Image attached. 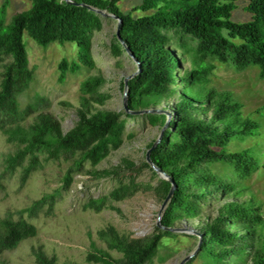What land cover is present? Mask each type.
<instances>
[{
    "label": "trees",
    "instance_id": "obj_1",
    "mask_svg": "<svg viewBox=\"0 0 264 264\" xmlns=\"http://www.w3.org/2000/svg\"><path fill=\"white\" fill-rule=\"evenodd\" d=\"M114 14L120 19L119 34L126 49L139 63V72L128 81V107L144 110L161 104L162 100L176 98L170 109L172 118L162 141L152 151L150 160L167 173L176 186L161 219L164 227H175L179 220L199 218L204 204L214 196L222 195L226 203L218 216L200 227L203 242L199 251L206 258L205 264H229V258L248 256L251 264H264V214L254 199L239 201L243 181L264 170V153L254 149L230 152L232 142H245L260 134V124L245 116L243 105L230 92L217 93L208 88L212 63L232 65L237 72L252 67L260 69L264 80V0H144L138 7L142 15L135 17L124 13L122 0H72ZM248 2L246 12L252 19L246 23L232 21L237 3ZM104 18L85 7L65 0H33L32 7L15 15L8 26L0 19V61L4 65L0 90V129L8 136L9 143L23 145L10 157L12 170L29 165L25 179L41 167L40 153L47 154L46 161L58 160L84 152L83 162L97 166L113 151L124 144L126 112L96 110L94 104L104 105L106 97L98 93L102 77H91L81 87L83 97L77 110L78 121L64 133L60 121L50 114L41 113L27 127L24 123L37 111L44 99L22 109L19 97L30 87L33 72L24 41L28 34L39 46L53 43H75L79 48V61L71 64L64 59L60 65L61 80L68 73L77 74L85 66L96 67L91 56L92 35L102 31ZM179 35L178 42L170 32ZM182 50L184 57L192 56L193 70L180 76L182 64L172 46ZM114 54L126 53L121 43L114 39ZM184 84V90L179 87ZM124 88V82L122 83ZM260 111L264 112V108ZM151 126L163 128L167 116L150 114ZM156 141V140H155ZM153 141L148 145L150 149ZM82 164V162H81ZM222 164L232 175H220L212 166ZM127 170L140 172L149 169L145 161L140 167L124 160ZM122 167L103 171L102 176H119ZM75 169L71 166L64 178V189L73 183ZM135 177L116 188L109 196L91 199L86 210L104 211L113 202H121L142 191L143 185ZM153 189L164 201L171 189L167 181H160ZM234 200H228V199ZM56 203L55 195L45 196L22 213L35 217L48 206L50 212ZM37 228L26 218L15 219L7 215L0 220V255L13 251L29 239L37 237ZM100 238L108 248L123 254L120 261L110 254L90 253L87 261L94 264H148L156 257L163 238L175 234L156 227L148 240L121 236L111 227L101 231ZM38 264H55L43 250H34ZM243 261V260H242ZM191 264V263H189Z\"/></svg>",
    "mask_w": 264,
    "mask_h": 264
},
{
    "label": "rangeland",
    "instance_id": "obj_2",
    "mask_svg": "<svg viewBox=\"0 0 264 264\" xmlns=\"http://www.w3.org/2000/svg\"><path fill=\"white\" fill-rule=\"evenodd\" d=\"M144 0H122L121 10L135 17L142 15L138 7ZM248 2L237 3V9L232 14V21L246 23L251 21L252 15L246 12ZM33 0H0V19L4 26L10 25L15 15L29 10ZM102 31H95L92 35L91 56L96 67L89 69L82 66L77 74L68 73L65 80H61L60 63L67 59L71 64L79 61V48L75 43H53L48 47L39 46L28 34H25L30 69L33 81L30 87L19 97L21 108L44 99L37 111L24 123L32 125L41 113L50 114L62 123L64 133L69 132L77 123V110L81 107L83 93L82 84L91 77H102L103 82L98 93L106 97L105 104H94L96 110H110L125 112L123 107L122 83L126 76L136 72L134 61L125 53L123 56L114 54L112 43L116 38L117 21L104 18ZM178 42L179 35L173 31L169 33ZM172 46L174 53L182 64L180 76L186 71L193 70L192 56L184 57L182 50ZM8 62L0 61V90L3 79L4 65ZM214 65L209 75L208 88L217 93L230 92L243 105L245 116L257 121L260 134L248 138L245 142L235 141L229 146L230 152L254 149L264 153V80L260 76V69L252 67L244 72H237L232 65L219 62H208ZM184 90V84L179 91ZM176 98L162 100L158 106L148 109L167 110L165 105H172ZM170 113L172 112L168 109ZM147 115H122L126 121L124 144L118 151H113L97 166L89 161L83 162L84 152H77L73 156H64L58 160L46 161L47 154L40 153L42 165L25 179V170L29 165L26 161L23 167L16 170L10 168L9 159L15 156L23 145L9 143L8 136L0 129V220L7 215L15 219L20 216L26 218L37 228V237L22 242L13 251L0 255V264H38L34 250H43L55 264H94L87 258L95 251L110 254L120 261L123 254L112 251L108 243L103 241L99 233L109 231L113 227L121 236L132 239H150L156 229L158 210L163 201L153 189L161 179L149 169L140 172L127 170L124 160L136 163L137 167L145 161L148 145L160 135L161 128L150 125ZM82 162V164H81ZM73 166V183L64 189V178L68 169ZM122 167L120 175L102 176L103 171ZM212 170L220 175H232V172L222 164L212 166ZM135 177L136 183L143 185V190L135 196L121 202H113L104 211L96 213L86 210L85 206L91 199L109 196L122 184H127ZM163 181V180H162ZM240 189L244 193L239 201L254 199L261 206L264 214V170H260L248 181H243ZM55 195L56 203L50 212L46 206L39 215L29 217L22 213L33 206L35 202L45 196ZM234 200V199H228ZM222 195L214 196L203 206L204 212L197 219L179 220L176 228H186L199 232L207 221L218 216L219 209L226 203ZM176 237L163 238L159 245L158 254L148 264H180L190 253L198 248L199 238L193 234L173 233ZM232 257L225 262L229 264H251L248 256ZM206 258L198 251L187 264H205Z\"/></svg>",
    "mask_w": 264,
    "mask_h": 264
},
{
    "label": "water",
    "instance_id": "obj_3",
    "mask_svg": "<svg viewBox=\"0 0 264 264\" xmlns=\"http://www.w3.org/2000/svg\"><path fill=\"white\" fill-rule=\"evenodd\" d=\"M65 1L67 3H70V4H74V5H77V6L85 7L88 10L93 11L94 13L100 15L103 18H111V19H114L115 21H117L116 38L121 43V45L125 48L126 54L134 61L135 65H136V68H137L135 73H133L132 75L126 76L124 78V88H123V90H124L123 91V107H124V111L127 114H129V115L164 114V115L167 116V121H166L164 127L161 129L160 135L156 139V141L153 144V146L150 149H148V151L146 153V161L150 165V167L157 173L158 177L161 180L167 181V182H169L171 184V189L169 191V194L167 195V197L165 198V200L163 201L161 207L158 210V216H157V220H156V227H158L159 229H161L163 231H168V232H171V233H187V234H193V235H195V236H197L199 238L198 248L195 251H193L192 253H190L187 257H185L181 261V263H180V264H187V262L191 258H193L195 256V254L199 251L200 246H201V244L203 242L202 235L198 231L189 230V229H186V228L164 227L161 224V219L163 217V214L165 212V209L168 206V203L171 200L172 195L174 194V191L176 189V186H175L174 181L172 180V178L167 173H165L160 168H158L156 165H154L153 162L150 160V155H151L152 151L157 147V145L163 139L164 133H165V131H166L168 125H169V121L172 118V114L169 111L163 110V109L162 110H158V109H144V110H136V111H133V110H130L129 109V107H128V96H127V93H128V81L131 78H133L139 72V63L132 56V54L129 53V51L125 47V44L123 43V41L120 38V34H119V28H120V22H121L120 19L117 16H115L114 14H112V13H109V12L104 11V10L97 9L95 7L89 6V5L84 4V3H76V2H73L72 0H65Z\"/></svg>",
    "mask_w": 264,
    "mask_h": 264
}]
</instances>
